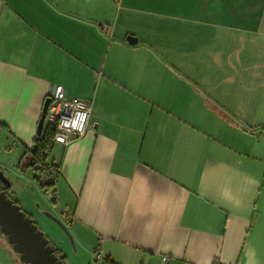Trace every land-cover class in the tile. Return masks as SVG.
Instances as JSON below:
<instances>
[{
  "label": "crops",
  "instance_id": "0c3cea01",
  "mask_svg": "<svg viewBox=\"0 0 264 264\" xmlns=\"http://www.w3.org/2000/svg\"><path fill=\"white\" fill-rule=\"evenodd\" d=\"M55 88L92 101L48 162L75 254L264 264V0H0V167L21 184Z\"/></svg>",
  "mask_w": 264,
  "mask_h": 264
},
{
  "label": "rangeland",
  "instance_id": "374dc122",
  "mask_svg": "<svg viewBox=\"0 0 264 264\" xmlns=\"http://www.w3.org/2000/svg\"><path fill=\"white\" fill-rule=\"evenodd\" d=\"M51 151L49 152V154L47 156V159H46L47 162H49L51 160ZM13 152H14L13 150H11L10 152L8 150H6L5 144L0 139V161H2L3 156H7V157L13 156V154H14ZM8 169L10 171H13L15 168H14V166L9 164ZM9 170H7V171H9ZM27 171H28V173H30L31 169L27 168ZM0 173L5 178V179L0 178V186H2L3 188L8 187L6 185L7 183L5 182V180H8V182H9V188H8L9 193H8V195L13 200L16 199L17 195L20 196L19 201L23 205V207L21 206V208L23 209V211L25 213L28 214V217H30L32 219V221L34 222V224L36 225L38 230L41 233H43V237L46 240H48V245L53 250V254L55 256H57V253L55 252L54 247L58 248L59 250H65V251H69V252L72 251L74 253L76 251L75 245H74L75 243L69 238V236L64 232V230L46 214V213H51V214L57 216L63 222V224L66 226L68 231H70L69 225L66 223L64 215L58 209V207H59V206H57L58 204H56V206H57V208H56L54 202H52L51 191H49V190L46 191L45 188H41L39 186L38 181L35 178H33L32 176H30L28 178L29 180L26 182L27 184H23V183L21 184L14 177V174H13V176L5 174L4 169L2 167H0ZM38 176H40V174H38ZM13 179H16V181ZM24 181H25V178H24ZM23 194L25 195L24 200L22 197ZM30 202H32L35 206L38 204H41L42 208L41 207H37L38 209L36 207L32 208L31 206H29ZM59 208L61 209V207H59ZM70 234L72 235L71 231H70ZM0 237L3 238L4 240H6V242L9 245L8 247L11 249V251H14L13 245L9 241L6 233H2L0 231ZM49 241H51L52 244ZM63 242H64L65 246L62 245ZM65 254L67 255L68 253L65 252ZM88 254H86V259H87V257H89L88 258L90 260L89 264H93V255L89 254L90 256H88ZM62 255H64L63 251H62ZM15 256H16V260H17V262H19V264H26L25 261H23L20 258L19 253L15 252ZM79 256H80L79 254H75V253H74V255L70 254V258L68 257L69 261H67L68 264H88V262H86L87 260L85 259V257L82 258ZM60 262H62V261L60 260ZM62 264H63V262H62Z\"/></svg>",
  "mask_w": 264,
  "mask_h": 264
},
{
  "label": "water",
  "instance_id": "95a60500",
  "mask_svg": "<svg viewBox=\"0 0 264 264\" xmlns=\"http://www.w3.org/2000/svg\"><path fill=\"white\" fill-rule=\"evenodd\" d=\"M127 41L131 44L136 43V38L127 36ZM50 102V98H45L41 114L37 123V134H40L43 128L44 117ZM0 178L5 179L1 173ZM6 185L9 182L5 180ZM54 222H56L64 232L73 241L72 235L63 224V222L55 215L46 213ZM0 231L6 233L9 241L13 245L16 253L26 264H62L57 256L53 254V250L48 245V240L43 237L34 222L26 215V213L16 205L6 194L0 190Z\"/></svg>",
  "mask_w": 264,
  "mask_h": 264
},
{
  "label": "built area",
  "instance_id": "2783aa9c",
  "mask_svg": "<svg viewBox=\"0 0 264 264\" xmlns=\"http://www.w3.org/2000/svg\"><path fill=\"white\" fill-rule=\"evenodd\" d=\"M58 91L59 89L55 88L48 95L50 102L45 113L43 126H53L55 130L53 135L54 142L66 145L70 141L84 136L90 127L92 101L76 97H62ZM41 178L46 181L56 180L53 172L47 167L41 170ZM61 213L65 219L68 218L64 211ZM168 260V255L162 256L163 263H167ZM104 262L105 256L101 253H94L93 264H104Z\"/></svg>",
  "mask_w": 264,
  "mask_h": 264
},
{
  "label": "trees",
  "instance_id": "16d2710c",
  "mask_svg": "<svg viewBox=\"0 0 264 264\" xmlns=\"http://www.w3.org/2000/svg\"><path fill=\"white\" fill-rule=\"evenodd\" d=\"M1 127L2 126L0 125V128ZM54 131L55 130L53 126H50V125L43 126L41 133L36 134V136L34 137L32 148L28 150L31 155L30 156L31 157L30 166L31 168H33L35 171L39 172L40 174V176H37V178L35 179L38 181L39 186L41 188H45L46 191L48 190L51 191V199L53 202L55 201V189L54 188H55L56 180L46 181L42 179L41 170L44 167H47L53 172V175L56 179V166L53 163H48L46 161L47 156L49 152L52 150L53 145H54V138H53ZM1 191H3V189H1ZM7 197L11 199L9 195ZM12 201L15 204L17 203L13 199ZM26 215L28 216L27 213ZM54 250L57 253L58 259L63 262L64 256L60 255L59 249L54 247ZM104 264H114V263L111 262L109 258L105 256Z\"/></svg>",
  "mask_w": 264,
  "mask_h": 264
}]
</instances>
